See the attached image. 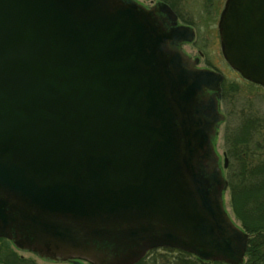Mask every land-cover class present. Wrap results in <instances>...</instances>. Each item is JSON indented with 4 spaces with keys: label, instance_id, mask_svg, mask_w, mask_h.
<instances>
[{
    "label": "water",
    "instance_id": "95a60500",
    "mask_svg": "<svg viewBox=\"0 0 264 264\" xmlns=\"http://www.w3.org/2000/svg\"><path fill=\"white\" fill-rule=\"evenodd\" d=\"M126 0H0V238L49 259L137 264L157 248L244 264L216 152L223 75ZM221 50L264 87V0H227Z\"/></svg>",
    "mask_w": 264,
    "mask_h": 264
},
{
    "label": "rangeland",
    "instance_id": "374dc122",
    "mask_svg": "<svg viewBox=\"0 0 264 264\" xmlns=\"http://www.w3.org/2000/svg\"><path fill=\"white\" fill-rule=\"evenodd\" d=\"M174 6L173 8L181 16L182 20L192 25L196 32L195 42L186 47V50L191 52L193 56H198L202 53L201 65H206L220 72L224 77L223 82V99L220 103V112L224 115L225 120L220 123L217 129L215 138V149L222 159V164L225 158L228 159V139H234L237 136H243L242 131L245 129L244 121L246 116L260 119V123H264V88L246 81L240 74L234 71L225 61L220 42V32L218 21L220 13L223 9L226 0H168ZM254 132V131H253ZM255 147L261 145L259 154L264 157V131L258 129L254 139ZM250 147H254L252 144ZM229 166V163H228ZM226 175V173H225ZM230 191L229 188L225 193V204L231 217L242 227L241 222L234 215L230 206ZM243 228V227H242ZM179 251V250H175ZM9 252H14L18 256H23L25 259L33 260L37 264H56L43 262L36 256L29 253L15 250L6 241H0V261L2 264L7 262L6 259ZM161 254L158 252V260L146 259L150 264H163V259L174 258L177 255ZM154 255V256H155ZM62 264V263H61ZM210 264H223L221 262H212Z\"/></svg>",
    "mask_w": 264,
    "mask_h": 264
},
{
    "label": "trees",
    "instance_id": "16d2710c",
    "mask_svg": "<svg viewBox=\"0 0 264 264\" xmlns=\"http://www.w3.org/2000/svg\"><path fill=\"white\" fill-rule=\"evenodd\" d=\"M260 122V119L246 116L243 136L234 139L227 136V141L230 140L227 145L229 167L226 171L231 196L230 206L243 229L250 235L244 264H264V157L258 153L261 145L255 147L254 143L258 129L264 131V123ZM252 144L254 147H250ZM158 252L160 255H173V253L177 255L171 259H163V264H210L192 258L184 252L170 249L153 251L148 257L150 259L153 256L150 261L155 260L156 263L159 255L155 254ZM148 261L144 259L138 264H150ZM6 262V264H35L20 258Z\"/></svg>",
    "mask_w": 264,
    "mask_h": 264
},
{
    "label": "flooded vegetation",
    "instance_id": "af4514ba",
    "mask_svg": "<svg viewBox=\"0 0 264 264\" xmlns=\"http://www.w3.org/2000/svg\"><path fill=\"white\" fill-rule=\"evenodd\" d=\"M126 1L131 2V3H135V4H137L138 6H140L141 8H143V9H145V10H147V11H150V12H151L156 18H158V19L163 23V26H164L166 29H170V28L173 27V26H172V22L169 20L167 14L164 13V12H162V8H163L164 6H167V7H169V8L173 11V13H175L176 18H177V21H176V24H177V25H179V26H180V25H184V26L191 27V28L193 29V31L195 32L194 27H193L192 25H190L189 23H186V22H184V21L182 20L181 16H180V15L178 14V12L173 8L174 6L172 5V3L169 2L168 0H126ZM211 1H212V0H210V2H211ZM226 1H227V0H226ZM225 4H226V2L224 3L223 9H222V11H221V13H220V17H221V14H222L223 10H224ZM219 21H220V18H219ZM219 21H218V25H219ZM195 39H196V32H195ZM194 42H195V41H194ZM194 42H192V43H187V42H185V43H181V44L178 45V47H179V49H181V50H182V51H183V52H184V53H185V54L191 59V61L194 63L195 68H197V69H208V70H212V71H214V72H218L217 70H215V69H213V68H210V67H208V66H206V65H201V63H202V58H203V55H202L201 52H199V55H198V56H193L191 52H189V51L186 50V47L192 45ZM218 73H220V72H218ZM220 74H221V73H220ZM223 82H224V77H223V81H222V84H221V89H222L221 96H223ZM221 101H222V99H221ZM0 241H6V242H7L8 244H10L15 250H17V251H21V252H25V253H29V254H31V255H33V256H36L37 258H39V259H40L41 261H43V262L56 263V264H61V263H62V264H92L91 262H89V261H87V260L77 259V258H74V259H66V260L63 259V258L49 259V258H46V257H42V256H40V255H38V254H36V253H33V252H31V251L21 250V249L17 248V247L15 246V244H14L11 240H9V239L0 238ZM155 250H160V249H153V250L149 251V252L146 254V256H145L142 260H144V259H148V257L151 255V253H152L153 251H155ZM170 250H172V249H170ZM184 253L188 254V255L191 256L192 258H195V259H197V260H200L198 257H196V256H194V255H192V254H190V253H187V252H184ZM15 258H20V259L28 260V261H31V262L37 264L35 261H33V260H29V259H25L23 256H18V255H17L16 253H14V252H9V253L7 254V257H6V259H5V262H6V260H7V261H8V260L11 261L12 259H15ZM142 260H141V261H142ZM141 261H140V262H141ZM200 261L206 263V261H203V260H200ZM140 262H139V263H140ZM0 264H2L1 261H0Z\"/></svg>",
    "mask_w": 264,
    "mask_h": 264
}]
</instances>
